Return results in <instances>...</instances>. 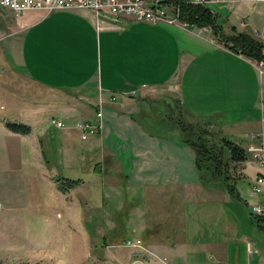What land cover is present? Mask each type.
<instances>
[{
  "label": "crops",
  "instance_id": "0c3cea01",
  "mask_svg": "<svg viewBox=\"0 0 264 264\" xmlns=\"http://www.w3.org/2000/svg\"><path fill=\"white\" fill-rule=\"evenodd\" d=\"M221 4H212L211 9L226 35L246 33L264 44V0H226ZM18 23L17 40L8 41L25 64L32 88L64 95L59 101L28 99L17 105L19 91H1L6 96L0 102V216L2 211L8 212L19 218L20 230L35 234L60 211L42 204L47 193L38 192L35 182L34 186L29 183V179L44 177L35 138L43 131L39 122H48L53 115L66 116L69 94L82 92L94 103L100 97L107 101L108 136L114 134L118 152L131 154V174L127 176L143 192H149L151 199L146 195L145 207L159 210L156 203L163 200L161 194L171 191V200L177 202L180 198L175 194L182 192L181 205L175 206L171 218L174 233L182 236L160 240L161 231L149 229L147 224L144 243L170 257L183 256L187 263L264 264V241L259 232L264 224L260 226L250 216V206L264 203V196L259 197L261 202L243 201L239 196L240 204L232 206L231 194L203 184L189 146L177 136L151 133L117 105L120 99L131 105L128 95L143 83L154 87L175 84L185 112L204 119L216 117L225 121V126H234L228 134L246 137L248 149L259 142L252 136L264 130V75L253 59L232 51L212 27L153 26L128 16L112 20L79 9L49 14L30 10ZM112 95L118 102L110 100ZM18 117L27 120L30 134L6 128L5 120ZM49 182L57 195L64 194L53 180ZM69 219L76 224L73 217ZM155 219L162 223L161 218ZM130 227L127 223L109 241L120 243L128 238ZM72 233L75 230L68 229L66 234ZM65 239L56 244L62 250L67 249ZM247 242L253 244V253ZM139 251L135 252L142 257Z\"/></svg>",
  "mask_w": 264,
  "mask_h": 264
},
{
  "label": "rangeland",
  "instance_id": "374dc122",
  "mask_svg": "<svg viewBox=\"0 0 264 264\" xmlns=\"http://www.w3.org/2000/svg\"><path fill=\"white\" fill-rule=\"evenodd\" d=\"M225 1L216 0L213 4L222 5L221 3ZM65 10L77 9L56 11ZM93 13L96 15L95 12ZM20 16H16L13 12L0 6V102L4 101L7 93L16 90L19 91L20 96V99L15 101L17 105L28 101V99H36V102H39L56 98L59 101L64 94H53V92L38 87L32 88L31 77L27 73L25 64L19 59L17 53L15 54L13 46L8 41L15 39L16 34L20 32L21 25L18 23ZM98 17L120 19L111 16ZM187 23L186 27L163 25L182 28L196 26L188 21ZM254 66L261 76L264 75V72H260L255 63ZM2 69L4 70L2 71ZM135 91L136 94L133 93ZM128 96L132 98L131 105L122 103V99L118 102L117 97L113 95L110 100L118 102V107L122 109L120 111L130 114L142 127L155 135L177 136L180 139L182 123H199L206 125L211 131L214 142H219L224 137L240 144L247 151L248 160L240 163L229 161L228 183L223 181L207 182L200 179L203 184L210 185L217 192L227 191L231 194L230 187H232L243 201H259L264 196V190L261 193L253 191L256 178L264 173V168L261 167L256 157L260 147L264 154V130H261L260 134L252 136L259 142L247 149L248 139L246 137L238 138L234 136L235 134L233 136L228 134L233 132L231 130L234 126H225V121L216 117L204 119L202 116H193L185 112L175 90V84L154 87L143 83L132 90ZM67 102L68 114L66 116L55 117L53 115L48 122H39L43 131L35 138V141L38 147V157L44 163V177L36 179V181L28 180L31 186L37 185L38 192L47 193V200L42 201V204L54 205L60 211L56 212L54 219L47 222L46 226L41 224L38 227V225L39 231L35 234L20 230L19 218L2 211V216H0V262L5 264H199V262L187 263L183 256L170 257L144 243L146 233L143 228L147 224L151 227L149 229L161 231L158 233L160 240L166 236L175 238L182 236L179 233H174L171 222L175 206L179 205L183 198L182 192L175 194L177 198H180L177 202L171 200L173 192L169 191L161 194L163 200L156 203L160 204L161 209L146 208L143 203H145L146 195L151 199L149 192L147 194L143 192L139 188L140 186L138 187L127 176L131 174V154L125 151L118 152L116 147L119 143L115 140L114 134L112 137L108 136L110 128L106 124L105 110L107 101L100 97L99 102L94 103L82 92H78L77 95L74 92L69 94ZM9 120L25 124L27 122L22 117ZM262 120L264 122V117ZM58 121L61 125L58 124ZM87 123L91 125L89 131L84 128ZM124 128L122 127V129ZM168 128L171 129L165 134L159 133ZM125 153L128 154V158ZM96 164H102L100 170L94 169ZM57 175L78 178L82 182L68 192L57 195L49 182L50 180L54 181L53 178ZM231 198L232 206L240 204L237 197L232 195ZM255 206L264 207V203H254L250 206V216L253 222L263 226L264 223H259V220L260 217L264 218V215L254 213ZM1 210L2 204L0 203ZM71 216L76 220V224L69 219V217L72 218ZM155 217L161 218L162 223L156 222ZM127 223L130 224V230H132L130 234L126 235L128 238L120 243L110 242L109 240L123 230ZM32 227L35 226L32 225ZM68 229L75 230V233L69 234L71 237L66 234ZM259 232L263 242L264 230H259ZM33 237L38 241L33 242ZM64 239L67 249L63 248L62 250L56 244L61 243ZM139 240H141V244L138 243ZM136 249L143 252L142 257L135 252ZM247 249L251 253L254 252L251 242H247ZM194 259L199 260L200 257L195 256Z\"/></svg>",
  "mask_w": 264,
  "mask_h": 264
},
{
  "label": "trees",
  "instance_id": "16d2710c",
  "mask_svg": "<svg viewBox=\"0 0 264 264\" xmlns=\"http://www.w3.org/2000/svg\"><path fill=\"white\" fill-rule=\"evenodd\" d=\"M181 16L193 25L212 27L214 32L227 42L232 51L243 54L250 59L264 61V44L246 33L226 35L222 26L218 23L217 13L210 7L182 3ZM4 124L8 130L14 133L28 135L32 131L30 125L22 122L5 120ZM171 128L159 133L163 135ZM181 131L180 139L193 150L197 171L200 178L204 181H223L228 183L229 161L240 163L248 160L247 151L240 144L224 137L219 142H214L211 137V131L206 125L182 123ZM98 169H101V165ZM53 179L57 188L63 193L68 192L82 182L81 179H73L61 175H57ZM230 193L235 197H239V194L232 187H230ZM260 218L259 223H264V218ZM0 264L5 263L0 262Z\"/></svg>",
  "mask_w": 264,
  "mask_h": 264
},
{
  "label": "built area",
  "instance_id": "2783aa9c",
  "mask_svg": "<svg viewBox=\"0 0 264 264\" xmlns=\"http://www.w3.org/2000/svg\"><path fill=\"white\" fill-rule=\"evenodd\" d=\"M214 2L216 0H0V6L13 12L16 16L30 10L51 13L59 9H79L93 11L98 16H111L115 19L128 16L152 25L166 24L186 27L188 23L181 16L182 3L211 7ZM254 63L263 73L264 61L256 60ZM133 93L136 94V91ZM58 124L61 125L60 122ZM90 127L89 123L84 126L86 131H89ZM256 157L261 167L264 168L262 147L258 148ZM263 190L264 173L258 175L253 185L255 193H261ZM253 211L258 215H264V207L255 206ZM138 243L141 244V240Z\"/></svg>",
  "mask_w": 264,
  "mask_h": 264
}]
</instances>
